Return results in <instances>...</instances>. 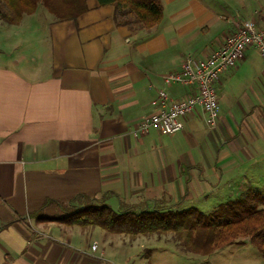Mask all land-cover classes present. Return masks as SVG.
Returning <instances> with one entry per match:
<instances>
[{
    "label": "crops",
    "instance_id": "0c3cea01",
    "mask_svg": "<svg viewBox=\"0 0 264 264\" xmlns=\"http://www.w3.org/2000/svg\"><path fill=\"white\" fill-rule=\"evenodd\" d=\"M162 1V22L136 33L115 24L114 6L97 0H87L75 20L49 12L48 34L40 3L16 24L0 19V264H110L102 257L106 241L30 215L46 199L88 194L113 209L208 212L248 190L264 193V58L251 46L216 83L214 127L197 105L177 132L132 133L158 90L190 95L192 87L161 78L180 68L186 49L206 57L234 30L233 20L264 26V0H231L230 23H214L204 45L195 29L205 6L168 15ZM62 213L55 202L42 210Z\"/></svg>",
    "mask_w": 264,
    "mask_h": 264
},
{
    "label": "trees",
    "instance_id": "16d2710c",
    "mask_svg": "<svg viewBox=\"0 0 264 264\" xmlns=\"http://www.w3.org/2000/svg\"><path fill=\"white\" fill-rule=\"evenodd\" d=\"M97 1L113 5L115 24L127 25L135 32L159 25L164 17L162 0ZM39 3L58 20H75L88 9L87 0H0V19L16 24L24 13H33ZM53 202L63 213L43 216V208ZM66 202L46 199L30 215L68 226H98L132 237L171 234L186 251L204 256L247 237L264 258V194L258 191L248 190L243 197L220 203L208 212L194 206L174 209L130 205L113 209L103 199L88 194H77Z\"/></svg>",
    "mask_w": 264,
    "mask_h": 264
},
{
    "label": "built area",
    "instance_id": "2783aa9c",
    "mask_svg": "<svg viewBox=\"0 0 264 264\" xmlns=\"http://www.w3.org/2000/svg\"><path fill=\"white\" fill-rule=\"evenodd\" d=\"M234 30L206 57L196 58L188 53L180 68L161 75L166 86L179 84L192 87L190 95L173 99L167 91L160 89L151 100L153 111L142 116L132 129L134 136H141L150 130L171 134L184 127L183 118L200 105L207 114L210 127L217 123L219 104L216 83L222 73L237 64L247 47H253L264 58V26L258 27L251 19L233 20ZM96 245H92L95 249Z\"/></svg>",
    "mask_w": 264,
    "mask_h": 264
},
{
    "label": "rangeland",
    "instance_id": "374dc122",
    "mask_svg": "<svg viewBox=\"0 0 264 264\" xmlns=\"http://www.w3.org/2000/svg\"><path fill=\"white\" fill-rule=\"evenodd\" d=\"M194 3H202L205 6L206 16L201 18L200 22L203 23L195 29V33L198 38H204L201 41L204 42L203 45L208 44L207 39H213L210 34L217 28L214 23H230L228 20L234 13L233 2L231 0L164 1L168 15L180 9L190 8ZM203 6L202 8H204ZM48 13L49 11L43 5L38 8L37 14L41 18L39 24L40 26L42 24V30L46 34H48V30L44 20ZM231 32L232 28L228 27L227 33L230 34ZM197 37L187 41V45L192 46L193 42L198 40ZM186 53H192L191 49L187 48ZM259 191L261 192V190ZM75 227L78 228L77 225ZM98 228L99 231H95ZM81 230L87 235L90 234V238L94 239L96 243L106 241L102 257L110 264H264V258L247 237L242 238L239 243L224 246L216 249L210 255L204 256L186 251L171 234L162 237L155 235L132 237L120 233H111L92 225L86 226L84 229L81 228Z\"/></svg>",
    "mask_w": 264,
    "mask_h": 264
}]
</instances>
